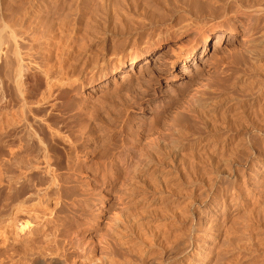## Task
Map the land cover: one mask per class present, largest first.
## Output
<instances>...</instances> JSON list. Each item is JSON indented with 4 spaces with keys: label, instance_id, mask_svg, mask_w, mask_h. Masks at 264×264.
I'll return each instance as SVG.
<instances>
[{
    "label": "rangeland",
    "instance_id": "1",
    "mask_svg": "<svg viewBox=\"0 0 264 264\" xmlns=\"http://www.w3.org/2000/svg\"><path fill=\"white\" fill-rule=\"evenodd\" d=\"M174 1L0 0V34L14 33L30 125L22 126L25 113L6 71L15 57L4 53L0 146L26 142L30 155L37 148L28 158L41 161L36 153L46 145L57 180L51 186L42 171L28 172L26 190L40 183L46 191L20 216L27 228L18 233L11 227L0 264L21 258L22 238L31 253L56 264H152L157 256L164 263L170 243L158 247L156 234L175 222L190 241L184 264H206L211 255L212 264L264 259V45L261 34L253 37L264 23L248 16L212 20L202 10L192 17L181 9L184 18L172 19L174 6L182 7ZM122 11L133 19L132 34L120 35ZM242 106L249 116L235 117ZM35 228L38 237L31 235Z\"/></svg>",
    "mask_w": 264,
    "mask_h": 264
},
{
    "label": "bare ground",
    "instance_id": "2",
    "mask_svg": "<svg viewBox=\"0 0 264 264\" xmlns=\"http://www.w3.org/2000/svg\"><path fill=\"white\" fill-rule=\"evenodd\" d=\"M75 1V0H74ZM72 2V1H71ZM175 2V5L177 6V4L176 3H181L182 4V7L180 8H178V7H175L174 6V9H176V10H172V11H174V13L171 15L172 16V19L174 18V16H175V14H177V15H179L182 11H180V9L181 10H183L185 13H186V15L187 14H189V15H192V11L194 12H196L197 14H195V12H194V14L197 16H199V14H201L200 13V11L202 10L203 12H205V13H207L208 15H209V17L212 19V20H228V19H231L232 17H238V16H248V17H257L256 19H258V21H261V22H263L264 23V0H175L174 1ZM186 2H188V3H186ZM89 3V2H88ZM107 5V4H106ZM138 5V4H137ZM140 5V4H139ZM157 5V4H156ZM179 5V4H178ZM119 6V5H118ZM77 7V6H76ZM147 7V6H146ZM172 7V6H171ZM26 8V7H25ZM104 8V7H103ZM124 8V7H123ZM108 9V8H107ZM117 9V8H116ZM134 9H137V6H136V8H134ZM143 9H145L144 7H143ZM164 9V8H163ZM81 10V9H80ZM79 10V11H80ZM156 10H157V8H156ZM162 10V9H161ZM77 11V10H76ZM92 11V10H91ZM106 11V10H105ZM123 11H124V9H123ZM122 11V12H123ZM158 11V10H157ZM43 12V11H42ZM41 12V13H42ZM83 12V11H82ZM121 12V14H124V12L122 13ZM161 12V11H160ZM160 12H158V13H160ZM183 12V13H184ZM22 14V13H21ZM67 14V13H66ZM81 14V13H80ZM161 14V13H160ZM159 14V16L161 17V18H163V16H161ZM180 15H182V13L180 14ZM184 15V14H183ZM183 15H182V17H183ZM63 16V15H62ZM79 16V15H78ZM89 16H90V14H89ZM197 16V17H198ZM37 17V16H36ZM120 18L122 17L121 15L119 16ZM118 17V18H119ZM150 17V16H149ZM167 17H168V15H167ZM166 17V18H167ZM170 17V16H169ZM179 17H181V16H179ZM181 17V18H182ZM192 17H193V15H192ZM38 18V17H37ZM165 18V17H164ZM163 18V19H164ZM171 18V17H170ZM178 18V17H177ZM180 18V19H181ZM184 18V17H183ZM199 18V17H198ZM66 19V18H65ZM64 19V20H65ZM68 19V18H67ZM66 19V20H67ZM81 19V18H80ZM94 19V18H93ZM122 19V24L120 23V27H122V29L120 28V30H122V31H120L121 32V34H120V32H119V34L122 36H124L125 34L127 35L128 33H131V31L133 30L132 28L134 27L133 25H132V23L131 22H133V19H132V21H131V15L129 14V13H125L124 15H123V17L121 18ZM147 19V18H146ZM179 19V18H178ZM233 19V18H232ZM231 19V20H232ZM20 20V19H19ZM34 20V19H33ZM39 20V19H38ZM37 20V21H38ZM44 20V19H43ZM55 20V19H54ZM91 20V19H90ZM155 20V19H154ZM166 20V19H165ZM176 20V19H175ZM191 20H193V19H191ZM191 20H188V21H191ZM56 21V20H55ZM72 21V20H71ZM88 21V20H87ZM131 21V22H130ZM152 21V19L150 20V22ZM96 22V21H95ZM153 22V21H152ZM178 22V21H177ZM195 22V21H194ZM217 22V21H216ZM7 23V22H6ZM34 23H36V22H34ZM46 23V22H45ZM44 23V25L46 26V24ZM52 23V22H51ZM93 23V22H92ZM131 23V24H130ZM55 24V23H54ZM91 24V23H90ZM130 24V25H129ZM140 24V23H139ZM138 24V25H139ZM163 24V23H162ZM195 23H192V26L194 25ZM197 24V23H196ZM8 25V24H7ZM39 25H42V24H39ZM53 25V24H52ZM58 25V24H57ZM94 25V24H93ZM122 25V26H121ZM131 25H132V28H131ZM135 25V24H134ZM141 25V24H140ZM3 26V25H2ZM55 26V25H54ZM85 26H86V24H85ZM117 26V25H116ZM9 27V26H8ZM22 27V26H21ZM34 27V26H33ZM39 27V26H38ZM58 27V26H57ZM61 27H63L64 28V26H62L61 25ZM69 27V26H68ZM73 27V26H72ZM10 28H11V26H10ZM70 28V27H69ZM140 28V27H139ZM144 28V27H143ZM12 29V28H11ZM39 29V28H38ZM41 29V28H40ZM43 29V28H42ZM45 29H48V26H47V28H45ZM68 29V28H67ZM115 29V28H114ZM75 30V29H74ZM85 30H86V27H85ZM84 30V31H85ZM134 30H136L135 28H134ZM133 30V31H134ZM140 30V29H139ZM19 31V30H18ZM36 31V30H35ZM53 31V30H52ZM61 31V30H60ZM70 31V30H69ZM114 31H117V30H114ZM10 32H11V30H10ZM37 32V31H36ZM41 32V31H40ZM48 32H49V30H48ZM59 32V31H58ZM63 32V31H62ZM3 33L5 34L6 33V31L3 29ZM7 33H9L8 31H7ZM7 33L5 34V36L3 35V34H0V57H1V55L3 54V56L5 55V54H7V56H8V53H9V56L12 54V56H14L15 57V60H14V62L13 61H11V63L9 64V62H10V60H9V58H8V60H9V62L7 63V62H5V63H7V65L9 64V66L7 67V70L6 69H4V70H6V71H8V74H10V80L12 81V86H14V96L13 97H15V95H16V99H17V101L18 100H20V104H18V105H21V109H22V111H24V113H25V115L23 114H21V116H24L23 118L22 117H19V118H22V121H23V124H22V126L24 125V127H25V125H27V126H30L29 124H28V122H29V116H27L26 115V111H27V104H29V103H27L26 104V100H25V85L26 84H24V81H23V77H24V69H23V66H22V64H21V61H19V57H18V51L16 50V47L15 46H17V45H15V37H14V33H12V34H9V35H7ZM17 33V32H16ZM24 33V32H23ZM29 33V32H28ZM35 33V32H34ZM47 33V32H46ZM53 33H56V32H54L53 31ZM67 33V32H66ZM72 33V32H71ZM115 33V32H114ZM18 34V33H17ZM39 34V33H38ZM95 34V33H94ZM132 34V33H131ZM262 35L260 38H258V39H261L262 41H261V44L263 43V45H264V25H261V23L259 22V24H257V26H256V33H255V35H253V37H255L256 35ZM23 35V34H22ZM40 35V34H39ZM42 35V34H41ZM49 35V34H48ZM50 35H52V33L50 34ZM60 35H61V33H60ZM69 35V34H68ZM97 35V34H96ZM18 37H19V35H17ZM72 36V35H71ZM76 36V35H75ZM23 37V36H22ZM37 37V36H36ZM41 37V36H40ZM44 37V36H43ZM70 37V36H69ZM97 37V36H96ZM221 37L222 36H219L218 37V42H217V44H220V42H221ZM51 38V37H50ZM61 38V37H60ZM66 38H67V36H66ZM71 38V37H70ZM69 38V39H70ZM80 38V37H79ZM78 38V39H79ZM99 38V37H98ZM117 38V37H116ZM26 39V38H25ZM43 39V38H42ZM45 39V38H44ZM54 39V38H53ZM57 39H58V37H57ZM62 39V38H61ZM102 39H104V38H102ZM111 39V38H110ZM115 39V38H114ZM122 39V38H121ZM205 39H207V36H205ZM257 38H254L252 41H257L256 40ZM24 40V39H23ZM32 40V39H31ZM30 40V41H31ZM39 40V39H38ZM41 40V39H40ZM66 40V39H65ZM33 41V40H32ZM37 41V40H36ZM62 41V40H61ZM68 41V40H67ZM113 41H116V39L115 40H113ZM134 41V40H133ZM132 41V42H133ZM29 42V41H28ZM39 42V41H38ZM50 42V41H49ZM60 43V41H56V43ZM62 42H64V40L62 41ZM76 42V41H75ZM90 42V41H89ZM94 42V41H93ZM124 42V41H123ZM18 43V42H17ZM52 43V42H51ZM51 43H49V44H51ZM82 43V42H81ZM84 43V42H83ZM112 43V42H111ZM32 44V43H31ZM53 44V43H52ZM73 44V43H72ZM76 44V43H75ZM74 44V45H75ZM254 44V43H253ZM258 44V43H257ZM19 45V44H18ZM62 45H64V44H62ZM116 45V44H115ZM34 46V45H33ZM54 46V45H53ZM76 46V45H75ZM257 46V45H256ZM29 47V46H28ZM27 47V48H28ZM57 47V46H56ZM68 47H70V45L68 46ZM74 47V46H73ZM72 47V48H73ZM77 47H78V44H77ZM103 47V46H102ZM114 47H116V46H114ZM253 47V46H252ZM251 47V48H252ZM26 48V47H25ZM24 48V49H25ZM58 48V47H57ZM63 48H65V47H63ZM71 48V49H72ZM85 48V47H84ZM117 48V47H116ZM115 48V49H116ZM261 48H262V46H261ZM19 49V48H18ZM22 49V48H21ZM31 49V48H30ZM29 49V50H30ZM34 49V48H33ZM43 49V48H42ZM52 49V48H51ZM103 49V48H102ZM112 49V48H111ZM263 49V48H262ZM27 50V49H26ZM20 51H22V50H20ZM43 51H44V49H43ZM66 51V50H65ZM71 51V50H70ZM74 51V50H73ZM76 51V50H75ZM78 51V50H77ZM82 51V50H81ZM101 51V50H100ZM99 51V52H100ZM208 51V45H206V47H205V53ZM251 51H252V49H251ZM250 51V52H251ZM262 51V50H261ZM261 51H260V55L263 53V51H262V53H261ZM36 52V51H35ZM68 52V51H67ZM79 52V51H78ZM211 52V51H210ZM5 53V54H4ZM11 53V54H10ZM38 53V52H37ZM80 53V52H79ZM254 53H255V50H254ZM254 53H252L253 54V56H254ZM257 53V52H256ZM29 54V53H28ZM38 54H40V53H38ZM63 54V53H62ZM91 54V53H90ZM97 54V53H96ZM251 54V53H250ZM30 55V54H29ZM98 55V54H97ZM102 55V54H101ZM192 55L193 54H191V55H189L188 56V58H191L192 57ZM257 55V54H256ZM259 55V54H258ZM262 55H264V54H262ZM6 56V55H5ZM29 57V56H28ZM257 57V56H256ZM259 57H263V56H259ZM7 57H5V59H6ZM22 58V57H21ZM34 58V57H33ZM30 59V58H29ZM45 59V58H44ZM43 59V60H44ZM60 59H62V58H60ZM260 59V58H259ZM262 59V58H261ZM12 60V59H11ZM42 60V61H43ZM97 60V59H96ZM188 60V59H187ZM55 61V60H54ZM60 61H62V60H60ZM72 61V60H71ZM4 62V61H3ZM78 62V61H77ZM97 62H98V60H97ZM5 63L3 64V65H5ZM31 63V62H30ZM37 63V62H36ZM48 63V62H47ZM85 63V62H84ZM96 63V61H94V64ZM138 63V62H137ZM39 64V63H38ZM46 64V63H45ZM74 64H76V63H74ZM132 64H134V62L132 63ZM136 64V63H135ZM134 64V65H135ZM6 65V66H7ZM85 65V64H84ZM96 65V64H95ZM5 66V67H6ZM25 66V65H24ZM38 66V65H37ZM63 66V65H62ZM55 67V66H54ZM53 67V68H54ZM53 68H51V69H53ZM57 68V67H56ZM251 68V67H250ZM256 68V67H255ZM43 69V68H42ZM46 69V68H45ZM49 69V68H48ZM257 69V68H256ZM27 70H29V69H27ZM50 70V69H49ZM40 71V70H39ZM45 71V70H44ZM257 71V70H256ZM5 72V71H4ZM3 72V73H4ZM27 72V71H26ZM49 72V71H48ZM63 72V71H62ZM252 72V71H251ZM30 73V72H29ZM92 73V72H91ZM7 74V75H8ZM40 74V73H39ZM52 74V73H51ZM61 74V73H60ZM260 74V73H259ZM6 75V74H5ZM4 75V76H5ZM6 75V76H7ZM32 75V74H31ZM46 75V74H45ZM50 75V74H49ZM63 75V74H62ZM9 76V75H8ZM7 76V78H9ZM2 77V76H1ZM26 77V76H25ZM29 77V76H28ZM46 77V76H45ZM33 78V77H32ZM58 78V77H57ZM258 78V77H257ZM5 79V78H4ZM8 80V79H7ZM6 80V81H7ZM40 80V79H39ZM60 80H61V78H60ZM71 80V79H70ZM69 80V81H70ZM35 81V80H34ZM8 82V81H7ZM57 82V81H56ZM34 83V82H33ZM4 85V84H3ZM46 85V84H45ZM243 86V85H242ZM4 87V86H3ZM47 88V87H46ZM64 88V87H63ZM69 88V87H68ZM241 88V87H240ZM7 89V88H6ZM250 89V88H249ZM1 90V89H0ZM48 90V89H47ZM65 90V89H64ZM241 90V89H240ZM11 91V90H10ZM53 91V90H52ZM62 93V92H61ZM30 94V93H29ZM38 94V93H37ZM49 94V93H48ZM253 94V93H252ZM4 95V94H3ZM54 95V94H53ZM264 95V94H263ZM30 96V95H29ZM48 96V95H47ZM9 97V96H8ZM8 97H7V99H8ZM46 98H48V97H46ZM65 99V98H64ZM259 99V98H258ZM258 99H256L257 100V102H258ZM4 100V99H3ZM9 100V99H8ZM59 100V99H58ZM256 100L254 101V103L252 102L251 103V105H255L256 104ZM1 101V100H0ZM16 101V100H15ZM31 101V100H30ZM55 101V100H54ZM61 101H62V99H61ZM2 102V101H1ZM13 102V101H12ZM203 102V101H202ZM221 102V101H220ZM237 102V101H236ZM6 103V102H5ZM201 103V102H200ZM218 103V102H217ZM8 104V103H7ZM216 104V103H215ZM31 105V104H30ZM46 105H48V104H46ZM213 105V104H212ZM16 106V105H15ZM12 107V106H11ZM18 107H20V106H18ZM1 108V107H0ZM7 108V107H6ZM15 108V107H14ZM31 108V107H30ZM20 109V108H19ZM33 109V108H32ZM45 109V108H44ZM252 109V108H251ZM262 109V108H261ZM29 110V109H28ZM31 110V109H30ZM29 110V111H30ZM63 110V109H62ZM99 110V109H98ZM203 110V109H202ZM206 110V109H205ZM28 111V112H29ZM238 112V115H235V117L237 116H240V118H241V116H246V118L249 116V115H247L248 114V112L250 111V109H249V107L248 106H242V108H240L239 107V109L237 110ZM253 111V110H252ZM37 112V111H36ZM44 112H45V110H44ZM46 112H47V110H46ZM235 112V111H234ZM43 113V112H42ZM207 113V112H206ZM236 113V112H235ZM9 114V113H8ZM28 114V113H27ZM41 114V113H40ZM63 114V113H62ZM256 114V113H255ZM259 114V113H258ZM19 115V114H18ZM45 115H46V113H45ZM203 115V114H202ZM206 115V114H205ZM253 115H254V113H253ZM48 116V115H47ZM12 117V116H11ZM204 117V116H203ZM243 117V118H244ZM252 118H253V116H251ZM1 118V117H0ZM4 118V117H3ZM8 118V117H7ZM6 118V119H7ZM209 118V117H208ZM239 118V117H238ZM262 118V117H261ZM9 119V118H8ZM11 119H13V118H11ZM11 119H10V123H12V121H15L14 119L11 121ZM32 119V118H31ZM41 119V118H40ZM3 120V119H2ZM19 120H21V119H19ZM51 120V119H50ZM245 120V119H244ZM9 121V120H8ZM21 121V122H22ZM47 121V120H46ZM248 121V120H247ZM253 121V120H252ZM264 121V120H263ZM5 122V121H4ZM7 122V121H6ZM39 122V121H38ZM42 122H44V121H42ZM51 122V121H50ZM50 122H48V123H50ZM204 122H205V120H204ZM208 122V121H207ZM232 122H233V120H232ZM237 122V121H236ZM9 123V122H8ZM9 123V124H10ZM35 123V122H34ZM47 123V124H48ZM51 123H54V122H51ZM230 123V122H229ZM7 124V123H6ZM32 124V123H31ZM38 124V123H37ZM206 124V123H205ZM208 124V123H207ZM236 124V123H235ZM237 124H239L238 122H237ZM236 124V125H237ZM13 125V124H12ZM12 125H10V128H11V126ZM51 125V124H50ZM53 125V124H52ZM240 125V124H239ZM249 125V124H248ZM247 125V126H248ZM7 126V125H6ZM49 126V125H48ZM214 126V125H213ZM216 126V125H215ZM238 126V125H237ZM242 126V125H241ZM241 126H239L238 128L240 129V127ZM252 126V125H251ZM15 127V126H14ZM54 127H56L55 126V123H54ZM54 127H52V128H54ZM59 127V126H58ZM231 127V126H230ZM233 127H234V123H233ZM236 127V126H235ZM234 127V128H235ZM255 127V126H254ZM9 128V127H8ZM13 128V127H12ZM26 128V127H25ZM33 128V127H32ZM42 128V127H41ZM48 128H51L50 126L48 127ZM51 128V129H52ZM57 128V127H56ZM214 128V127H213ZM217 127H215V129H216ZM237 128V127H236ZM243 128V127H242ZM247 128V127H246ZM3 129V128H2ZM39 129V128H38ZM43 129V128H42ZM214 129V130H215ZM232 129V128H231ZM253 129V128H252ZM257 129L259 130L260 129V126H259V128H258V126H257ZM1 130V129H0ZM6 130H7V128H6ZM14 130V129H13ZM29 130V129H28ZM54 130V129H53ZM56 130V129H55ZM217 130V129H216ZM49 131V130H48ZM218 131V130H217ZM236 131H238V130H236ZM261 131V130H260ZM36 132V131H35ZM43 132V131H42ZM51 132V131H50ZM214 132V131H213ZM216 132V131H215ZM252 132V131H251ZM20 133V132H19ZM24 133V132H23ZM49 133V132H48ZM47 133V134H48ZM55 133V132H54ZM53 133V134H54ZM21 134V133H20ZM40 134V133H39ZM50 134V133H49ZM55 134H57V131H56V133ZM54 134V135H55ZM2 136V135H1ZM11 136V135H10ZM20 136V135H19ZM27 136V135H26ZM39 136V135H38ZM56 136V135H55ZM60 136V135H59ZM3 137H4V134H3ZM34 137V136H33ZM57 137V136H56ZM12 138V137H11ZM16 138V137H15ZM27 138V137H26ZM35 138V137H34ZM48 138V137H47ZM52 138H53V136H52ZM12 139H14V138H12ZM61 139V138H60ZM64 139H66V138H64ZM1 140H3L2 138H1ZM22 140V139H21ZM20 140V141H21ZM53 140V139H52ZM5 142H7L6 140H4ZM17 141V140H16ZM19 141V140H18ZM41 141H42V139H41ZM40 141V142H41ZM60 141V140H59ZM89 141V140H88ZM178 141V140H177ZM180 141V140H179ZM186 142V141H185ZM1 143V142H0ZM8 143V142H7ZM15 142L13 141V145H15L14 144ZM21 143H23V140H22V142ZM26 143V142H25ZM24 143V144H25ZM30 143V142H29ZM41 143H43V142H41ZM40 143V144H41ZM161 143V145H169V142H166L165 140H163V141H161L160 142ZM172 142H170V144H171ZM182 143V142H181ZM5 144V143H4ZM17 144H19V143H16V145ZM24 144H19V145H17V146H12L10 143L9 144H7V145H11V146H7V145H3V146H0V249H2L5 245H6V243L8 242V233H10L9 231L11 230V227L12 226H14L16 229H18V233H22L23 231H24V229L25 228H27V226L29 225V223H24V221H23V223L21 222V219H20V216L21 215H25L24 213H26V209H27V204L28 203H30L31 202V200H32V202L35 200H33V198L35 197V196H37V195H39V194H41V193H45V191H46V189L44 190H42L41 188V185H40V183L38 184V188H36V190H33V191H28V190H26V188H25V182L27 181H25V179H26V177H29V176H27V174L29 175V174H31V173H36L37 174V172H35V171H39L38 173H39V175L43 172V173H45L46 174V176L48 177V178H46L47 179V181L48 182H50L49 184L51 185V186H54V185H56V183H57V180H56V177L53 175V172L51 171V162H50V159H49V154H48V152H49V150H48V148H47V146L45 145V146H41V147H39L40 148V150L38 149V152L36 153V154H40V156H42L41 158H43L41 161H38V160H31L30 158H28L29 157V155H30V148H29V146L28 145H26V146H24ZM32 144V143H31ZM52 144V143H51ZM41 145H43V144H41ZM64 145V144H63ZM75 145H76V143H75ZM74 145V146H75ZM129 145V144H128ZM28 146V147H27ZM131 146V145H130ZM37 151V148L36 149H34V151ZM34 151H32L31 153L33 154V152ZM31 154V155H32ZM35 153H34V155L36 156V157H38L39 155H36ZM30 155V156H31ZM49 155V156H48ZM158 156V155H157ZM36 157H35V159H36ZM51 157V156H50ZM159 158V157H158ZM33 159V158H32ZM39 159V158H38ZM162 161V160H161ZM156 163V162H155ZM40 164H42L43 166H41ZM198 167V166H197ZM53 168V167H52ZM195 170V169H194ZM31 171V173H28V172H30ZM33 171V172H32ZM42 171V172H41ZM54 171V170H53ZM33 173V174H34ZM42 173V174H43ZM55 173H56V171H55ZM41 174V175H42ZM58 175V174H57ZM34 176H36L35 174H34ZM45 176V175H44ZM191 176V175H190ZM30 178V177H29ZM33 178V177H32ZM43 178V177H42ZM144 178V177H143ZM166 178V177H165ZM31 179V178H30ZM45 179V180H46ZM41 180V179H40ZM39 180V181H40ZM33 181V180H32ZM38 181V180H37ZM42 181V180H41ZM28 182V181H27ZM47 182V183H48ZM164 182V181H163ZM30 184V183H29ZM151 184V183H150ZM35 185V184H34ZM47 185V184H46ZM36 186V185H35ZM137 186V185H136ZM52 188V187H51ZM146 189V188H145ZM49 190V189H48ZM164 190V189H163ZM57 191V190H56ZM144 193V192H143ZM260 194V193H259ZM44 195V194H43ZM184 195V194H183ZM57 196V195H56ZM38 198H40V197H38ZM56 200V199H55ZM36 201V200H35ZM39 201V200H38ZM57 202V200L56 201H52V203L53 204H57L56 203ZM40 204H42V203H40ZM186 205V204H185ZM29 206V205H28ZM31 206V205H30ZM58 206V205H57ZM165 206V205H164ZM182 206V205H181ZM190 206V205H189ZM255 208V207H254ZM262 208V207H261ZM53 210H55V209H53ZM175 210V209H174ZM179 210V209H178ZM177 210V211H178ZM256 210V209H255ZM172 211H173V209H172ZM133 212V211H132ZM171 212V211H170ZM174 212V211H173ZM127 213V212H126ZM131 213V212H130ZM129 213V214H130ZM182 213V212H181ZM28 214V213H27ZM156 214V213H155ZM180 214V213H179ZM178 214V215H179ZM186 214V213H185ZM40 215V214H39ZM38 215V216H39ZM176 215V214H175ZM178 215H177V219H178ZM126 216V215H125ZM124 216V217H125ZM22 217V216H21ZM29 217V216H28ZM169 217V216H168ZM171 218V217H170ZM139 219V218H138ZM186 219V218H185ZM51 220V219H50ZM124 220V219H123ZM127 220V219H126ZM28 221V220H27ZM35 221V220H34ZM40 221V220H39ZM58 221V220H57ZM130 221H132V220H130ZM184 221V220H183ZM36 222H38V221H36ZM53 222V221H52ZM51 222V223H52ZM120 222V221H119ZM127 222H128V220H127ZM135 222V221H134ZM31 224V223H30ZM46 224V223H45ZM128 224V223H127ZM127 224H125V225H127ZM134 224V223H133ZM139 224V223H138ZM218 224V223H217ZM122 225H124V224H122ZM148 225V224H147ZM153 225V224H152ZM163 225V224H162ZM248 225V224H247ZM38 226V225H37ZM128 226V225H127ZM150 226V225H149ZM161 226V225H160ZM211 226V225H210ZM30 227H32V226H30ZM122 227V226H121ZM125 227V226H124ZM134 227V226H133ZM158 227V226H157ZM207 227V226H206ZM127 228V227H126ZM195 228V227H194ZM215 228V227H214ZM248 228V227H247ZM124 229V228H123ZM186 229H189V228H186ZM213 229V228H212ZM239 229V228H238ZM40 230L41 229H39V228H35V229H32L31 230V235L32 236H34V237H38V236H40V234H41V232H40ZM125 230V229H124ZM128 230H131V229H128ZM141 230V229H140ZM156 230V229H155ZM198 230V229H197ZM208 230V229H207ZM126 231H127V229H126ZM152 231V230H151ZM227 231V230H226ZM258 231V230H257ZM138 232V231H137ZM142 232V231H141ZM157 232V231H156ZM188 232V231H187ZM201 232V231H200ZM239 232V231H238ZM246 232V231H245ZM253 232V231H252ZM147 233V232H146ZM153 233V232H152ZM227 233H228V231H227ZM12 234V233H11ZM27 234H29V233H27ZM13 235V234H12ZM119 235V234H118ZM121 235V234H120ZM147 235V234H146ZM145 235V236H146ZM153 235V234H152ZM157 235V236H156ZM156 235H154V236H156V244L158 245V247L160 246V247H164L165 245L166 246H169V248H167L166 246V248L168 249V251H169V253H171L172 252V254L171 255H169L170 257H172V255H174V257L173 258H170L168 255L166 256V259H165V262L164 263H162V262H159L158 260H159V258H158V256H157V258L156 257H154V263H152V264H184V260L182 259V256H183V254H184V251H185V248L187 247L186 246V244L188 245V243L187 242H190V241H187L188 240V238H187V233L185 232V230H184V227H182V225H180V224H178L177 222H175V223H171V224H169V225H166V226H164L163 228L161 227V229L159 228L158 229V232H157V234ZM198 235V234H197ZM227 235V234H226ZM253 235V234H252ZM262 235V234H261ZM260 235V236H261ZM144 236V235H143ZM149 236V235H148ZM154 236H152V237H154ZM188 236H190L189 234H188ZM249 236V235H248ZM258 236V235H257ZM27 237V236H26ZM200 237V236H199ZM137 238V237H136ZM11 239V238H10ZM132 239V238H131ZM147 239V238H146ZM154 240V239H153ZM152 240V241H153ZM247 240V239H246ZM30 241V240H29ZM152 243V242H151ZM155 243V242H154ZM154 243H152V245H154ZM168 243H170L169 245H167ZM239 243V242H238ZM15 244V243H14ZM19 245H18V249L19 250H21L22 252H20V253H22L23 255H20V256H18V257H21V258H18L17 260H12L11 262H9V264H29V263H27V260L28 259H30V264H56V261H55V259H53V258H51V259H46V258H44L41 254H39V253H37V254H35V253H31L30 252V248L28 247V244H30L25 238H22L21 240H19V243H18ZM122 244H124L125 245V243H122ZM190 244V243H189ZM248 244V243H247ZM31 245V244H30ZM117 245H118V243H117ZM149 245V244H148ZM151 244H150V246H152ZM11 246V245H10ZM123 246V245H122ZM189 246H191V245H189ZM188 246V247H189ZM198 246V245H197ZM229 246V245H228ZM223 247V246H222ZM29 248V249H28ZM156 248H157V246H156ZM224 248H226V246L224 247ZM32 249H33V247H32ZM131 249V248H130ZM158 249V248H157ZM218 249V248H217ZM231 249V248H230ZM243 249V248H242ZM129 250V249H128ZM136 250V249H135ZM160 250V249H159ZM164 250V249H163ZM204 250V249H203ZM134 251V250H133ZM146 251V250H145ZM160 251H162V250H160ZM164 251H166V249L164 250ZM164 251H162V252H164ZM9 252V251H8ZM18 252V251H17ZM160 253V255L162 254H164V253H166V252H164V253ZM232 252V251H231ZM13 253V252H12ZM54 253V252H53ZM108 253H110V252H108ZM134 253V252H133ZM155 253V252H154ZM158 253V254H159ZM256 253V252H255ZM3 254H4V252H3ZM55 254V253H54ZM210 254H212V253H210ZM253 254V253H252ZM251 254V255H252ZM13 255V254H12ZM139 255V254H138ZM157 255V254H156ZM161 255V257H162V260L160 259V261H163V256ZM10 256V255H9ZM45 256V255H44ZM55 256V255H54ZM116 256V255H115ZM135 256V255H134ZM150 256H152V255H150ZM127 257V256H126ZM160 257V256H159ZM160 257V258H161ZM167 257H169L168 259L169 260H171L170 261V263L168 262H166V260H167ZM11 259H12V257H10ZM142 258V257H141ZM197 258H199V257H197ZM8 259V258H7ZM105 259V258H104ZM122 259V258H121ZM124 259H125V257H124ZM140 259V258H139ZM147 259V258H146ZM148 259H149V256H148ZM158 259V260H157ZM110 260L111 259H109V262L107 263V264H113V261H111L110 262ZM130 260V259H129ZM132 260V259H131ZM144 260V259H143ZM169 260H167V261H169ZM197 260H199V259H197ZM213 260H215L214 258H213V256L211 255V256H209V258H208V260L206 261V264H212V262H213ZM29 261V260H28ZM64 261V260H63ZM145 261H147V260H145ZM194 261V260H193ZM202 261V260H201ZM8 262V261H7ZM101 262V261H100ZM115 263H116V261H114ZM140 262V261H139ZM153 262V261H152ZM198 262H200V260L198 261ZM203 262V261H202ZM216 262V261H215ZM94 263V262H93ZM96 263V262H95ZM98 263V262H97ZM121 263V262H120ZM135 263H136V261H135ZM150 263V262H149ZM193 263V262H192ZM191 263V264H192ZM231 263V262H230ZM246 263V262H245ZM102 264V263H101ZM122 264V263H121ZM144 264V263H143ZM147 264V263H146ZM187 264V263H186ZM195 264V263H194ZM249 264H264V259L263 260H258V259H252V260H250V263Z\"/></svg>",
    "mask_w": 264,
    "mask_h": 264
}]
</instances>
